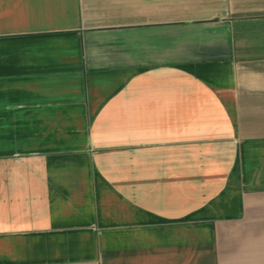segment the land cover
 Segmentation results:
<instances>
[{"label": "crops", "instance_id": "obj_1", "mask_svg": "<svg viewBox=\"0 0 264 264\" xmlns=\"http://www.w3.org/2000/svg\"><path fill=\"white\" fill-rule=\"evenodd\" d=\"M0 264H264V0H0Z\"/></svg>", "mask_w": 264, "mask_h": 264}]
</instances>
